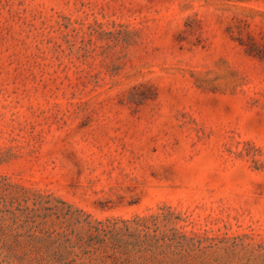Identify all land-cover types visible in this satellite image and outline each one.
<instances>
[{
	"label": "rangeland",
	"instance_id": "rangeland-1",
	"mask_svg": "<svg viewBox=\"0 0 264 264\" xmlns=\"http://www.w3.org/2000/svg\"><path fill=\"white\" fill-rule=\"evenodd\" d=\"M138 218L126 262L264 264V0H0V264Z\"/></svg>",
	"mask_w": 264,
	"mask_h": 264
},
{
	"label": "trees",
	"instance_id": "trees-1",
	"mask_svg": "<svg viewBox=\"0 0 264 264\" xmlns=\"http://www.w3.org/2000/svg\"><path fill=\"white\" fill-rule=\"evenodd\" d=\"M149 218V217H148ZM148 218L136 219L138 232H132V219H122V226L105 225L102 221H98L96 225L90 226L87 235L78 234L74 240L65 235V248L63 249L66 256L74 252L75 248H91L98 250L102 246L111 248V253L102 256L101 260H97L93 264H132L126 262L132 257V249H141L143 247L153 250L162 246L165 242L164 236H159L156 228L150 231V225L146 222ZM164 247L169 244H163ZM122 251L125 252V258L121 257Z\"/></svg>",
	"mask_w": 264,
	"mask_h": 264
}]
</instances>
